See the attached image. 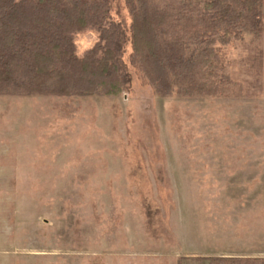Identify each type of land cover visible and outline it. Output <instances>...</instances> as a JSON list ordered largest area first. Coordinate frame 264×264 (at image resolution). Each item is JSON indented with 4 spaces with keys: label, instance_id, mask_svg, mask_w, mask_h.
I'll list each match as a JSON object with an SVG mask.
<instances>
[{
    "label": "rangeland",
    "instance_id": "374dc122",
    "mask_svg": "<svg viewBox=\"0 0 264 264\" xmlns=\"http://www.w3.org/2000/svg\"><path fill=\"white\" fill-rule=\"evenodd\" d=\"M119 97H0V264H227L264 258L260 37L222 50L234 96L155 94L129 62ZM98 41L74 36L76 53Z\"/></svg>",
    "mask_w": 264,
    "mask_h": 264
},
{
    "label": "trees",
    "instance_id": "16d2710c",
    "mask_svg": "<svg viewBox=\"0 0 264 264\" xmlns=\"http://www.w3.org/2000/svg\"><path fill=\"white\" fill-rule=\"evenodd\" d=\"M131 66L168 97L234 96L222 50L260 36L264 0H125ZM108 0H0V97H119L130 78L125 34L109 23ZM88 29L96 44L82 56L74 36ZM264 264V258H211ZM181 264V259L177 260Z\"/></svg>",
    "mask_w": 264,
    "mask_h": 264
}]
</instances>
